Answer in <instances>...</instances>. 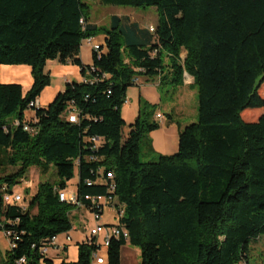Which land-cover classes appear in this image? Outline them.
Wrapping results in <instances>:
<instances>
[{"label": "trees", "instance_id": "trees-1", "mask_svg": "<svg viewBox=\"0 0 264 264\" xmlns=\"http://www.w3.org/2000/svg\"><path fill=\"white\" fill-rule=\"evenodd\" d=\"M100 1L153 6L158 21L151 30L114 15L99 25L88 0H0V68L28 65L33 76L27 92L0 79V169L15 168L0 176V229L15 244L0 264L51 262L43 249L74 226L78 206L61 201L59 190L76 168L86 208L104 214L85 197H112L121 212L115 225L129 233L112 237L107 264H121L127 243L141 250V264H249L251 241L264 235V0ZM100 34L105 41L85 64L82 43ZM49 61L79 66L86 79L68 82L43 107ZM185 73L197 87L198 120L181 130L175 153L152 158L157 105L141 100L125 135L128 89L140 77L179 86ZM73 111L77 122L69 120ZM51 166L57 181L4 202V187L14 192L32 167ZM78 247L77 261L62 264H93L101 250L96 239Z\"/></svg>", "mask_w": 264, "mask_h": 264}, {"label": "crops", "instance_id": "crops-1", "mask_svg": "<svg viewBox=\"0 0 264 264\" xmlns=\"http://www.w3.org/2000/svg\"><path fill=\"white\" fill-rule=\"evenodd\" d=\"M132 21L137 20L132 19ZM139 24L143 28H149L150 26L156 25V23L152 22L148 24H142L139 22ZM103 38L105 40V36ZM185 56L186 52H183L182 57L185 58ZM82 61L85 64H92V61L91 63H87V61L83 59V56ZM49 65H54L53 69L48 68L52 74V82L44 89L38 99L39 105L45 107L53 102L58 93L64 90L63 86L65 88L68 82L83 81L86 79V77L82 75V71L79 66L72 64H61L58 61H53L50 64L48 63L47 66ZM55 76L59 80V82L56 84L53 83ZM0 79L2 83H19L23 86L24 91L27 92L33 85L32 68L23 64L2 65L0 68ZM193 82V77L185 73L183 84L176 86L174 95H169L166 99H163V95L160 91L161 86L158 79L148 80L147 78L140 77L139 85H135L137 89H128V98L127 102L125 103L127 108H123L122 110L123 117L126 121V126L124 127L125 135L130 131L129 125L139 115L141 100L147 101L149 103H157L159 101L160 103H158L160 107L154 115V118L160 123V127L150 132L148 136L152 142L153 148L150 151V157L153 158L161 154L170 155L175 153L179 147V135L181 130L190 123L195 122L196 118H198V103L195 105L194 101L192 100L193 105L190 107L192 102L190 100L191 96L193 97L195 95V86ZM166 86L171 87L173 85L168 83ZM141 96L143 97L141 98ZM127 109L131 112L127 113ZM166 109L170 113L167 114L164 111ZM158 114H162V117L158 118ZM98 222L107 226H112L118 223V217L116 212L111 216V218L107 217L104 212L102 219H94L92 228ZM2 232L5 234V237L8 240V250H10V240L6 236L5 231L3 230ZM69 234L71 235L72 240L67 242L66 235H60L57 242L48 249L47 258H49L51 262H43L42 264H62L64 260L77 261L79 256L78 243L84 241L88 235L84 237L83 232L79 231L77 225L73 226V229L69 232ZM2 255V251L0 250V259ZM121 264H141V250L129 243L124 245L121 250Z\"/></svg>", "mask_w": 264, "mask_h": 264}, {"label": "rangeland", "instance_id": "rangeland-1", "mask_svg": "<svg viewBox=\"0 0 264 264\" xmlns=\"http://www.w3.org/2000/svg\"><path fill=\"white\" fill-rule=\"evenodd\" d=\"M91 6V19L93 22H98L99 25H110L111 19L114 15H118L121 17L128 16L131 19H136L138 22L142 24H148V23H157L158 21V13L155 7L153 6H142V7H134V6H122V5H112V4H102L100 0H88ZM104 35L100 34L95 39H93V42L89 41V39H86L82 43V50L81 54L83 56V59L87 61V63H91L92 61V51L93 47L92 45L94 43H104ZM53 61H49V64ZM47 68H54V65H49ZM59 80L54 78L53 83H58ZM61 82V81H60ZM63 83V82H62ZM63 85V84H62ZM182 85V84H181ZM66 87V86H65ZM176 86H166L163 85L160 88V91L163 95V99H166L169 95H174V90ZM131 89H137V87L130 86ZM180 88V87H179ZM194 96H191V101L193 100L195 105L198 103V91L197 87H194ZM63 89L64 86H63ZM155 94V93H153ZM143 96H141L142 98ZM140 98V99H141ZM191 106L192 107V103ZM159 101L157 103L153 102L151 104L157 105V110L159 109ZM45 107V106H43ZM123 108H127V105L124 104ZM122 108V110H123ZM156 110V111H157ZM127 113L131 112L130 110ZM167 114L170 113L166 110H164ZM192 112V111H191ZM34 115L33 109H28L25 113L26 117H31ZM131 115V114H130ZM134 115V114H133ZM167 118V117H166ZM198 118H196L195 121H197ZM125 132V131H124ZM141 159L143 161H150L152 158L142 154ZM15 170L13 167H7L4 169H0V176L4 173H11ZM50 180L52 182L58 180V175L56 172L55 167H50L48 172L44 173V171L39 167H32L28 173V176L25 180H23L21 183L14 186V192H18L22 194L23 196L29 198L30 190L35 193L36 187L41 181ZM79 182V176H78V169L76 168L75 176L74 178L69 182L68 189H76L77 184ZM27 190H29L27 192ZM116 210L111 207L105 208V215L109 218L113 214H115ZM95 219V214L84 207H73L71 211V220L73 225H77L80 232H83L84 237L89 235L93 222ZM3 230L0 229V250L2 251L3 256L5 257V254L8 250V240L5 237V234L2 232ZM102 254H104L103 251H101ZM248 262L249 264H264V235L261 236V238L258 241H251L250 247H249V256H248Z\"/></svg>", "mask_w": 264, "mask_h": 264}, {"label": "built area", "instance_id": "built-area-1", "mask_svg": "<svg viewBox=\"0 0 264 264\" xmlns=\"http://www.w3.org/2000/svg\"><path fill=\"white\" fill-rule=\"evenodd\" d=\"M83 22V20H82ZM151 30H154V26H150ZM92 44L93 39L89 40ZM92 47L96 50L100 48V43H94ZM136 83H140V78H134L133 80ZM39 104V103H38ZM162 114H158V118H161ZM69 120L71 122H77V112L73 111L71 112L69 116ZM18 124V122H17ZM24 129L30 134L35 135L37 134V129L33 128L32 126L25 125ZM93 141L96 143V145L101 143V139L99 137H93ZM108 177L112 178L113 173L108 172ZM4 194H3V199L5 203H20L23 200V196L20 193L16 192H9L6 187L3 188ZM59 195H60V200L65 201L67 203L73 204L78 207H84L86 208L85 203L80 199L78 196L77 190L76 189H66V190H59ZM86 200H88L93 206L96 207H101L104 206L106 207H111L115 209L114 204L116 201L112 197H106V196H90L87 195ZM105 210V209H104ZM105 212V211H104ZM95 218L97 220L102 219L103 215L102 213H94ZM116 215L118 217L121 216V212L116 211ZM6 236L9 238L10 235L9 233L5 232ZM66 235V240L67 242H70L72 240V237L70 234H65ZM124 236L125 238L129 237V233L126 229L121 228L117 225H112V226H107L103 223L98 222L93 228H91V231L89 235L87 236L86 240L89 242H92L94 239H96L97 243L100 244L101 250L93 254V264H105L107 262L106 258V250L110 246V241L112 237H121ZM59 236H55L52 239V242L55 244L58 240ZM10 240V246L13 248L15 244L13 241L9 238ZM50 246H47L43 249L42 253L47 254L48 249ZM64 248V246H63ZM101 251L104 252V254L101 253ZM16 264H28L26 257H21L16 261Z\"/></svg>", "mask_w": 264, "mask_h": 264}]
</instances>
